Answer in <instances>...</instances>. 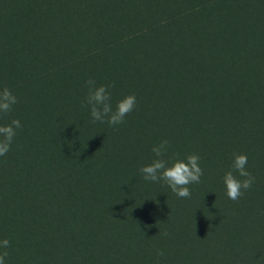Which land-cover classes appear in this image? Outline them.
<instances>
[{"label":"trees","instance_id":"1","mask_svg":"<svg viewBox=\"0 0 264 264\" xmlns=\"http://www.w3.org/2000/svg\"><path fill=\"white\" fill-rule=\"evenodd\" d=\"M89 79L113 110L135 95L125 123L92 122ZM5 87L6 264H264V0H0ZM164 139L201 158L190 198L139 171ZM238 154L255 181L234 201Z\"/></svg>","mask_w":264,"mask_h":264},{"label":"clouds","instance_id":"2","mask_svg":"<svg viewBox=\"0 0 264 264\" xmlns=\"http://www.w3.org/2000/svg\"><path fill=\"white\" fill-rule=\"evenodd\" d=\"M88 95L83 102L90 108L92 122L108 123L116 126L125 123V117L136 107L137 100L135 95H128L117 102L115 110L111 103V93L109 89L112 84L97 86L94 79L86 81ZM18 102L17 97L7 87L0 91V117L7 115L12 111L13 106ZM21 122L18 119L11 120L10 124L0 126V156H4L10 151L11 144L17 135L16 130L21 128ZM167 139L161 140L154 145L152 152L156 159L152 163L143 166L139 171L147 181H164L171 188L172 192L180 198H190L191 190L189 185L200 183L204 170L200 167V156L191 154L186 159H177L171 163L163 159V156L169 148ZM248 157L246 154H238L234 157L232 170L224 175V184L226 194L231 200H238L245 191L249 190L255 177L247 170ZM238 173L234 175L233 173ZM242 178V179H241ZM164 235H167L165 232ZM10 247L8 239L0 240V264H6L9 257L7 249ZM158 256H163L164 251L158 250Z\"/></svg>","mask_w":264,"mask_h":264}]
</instances>
